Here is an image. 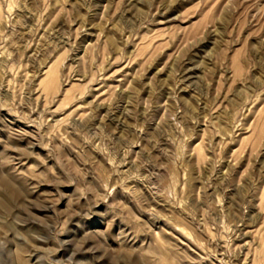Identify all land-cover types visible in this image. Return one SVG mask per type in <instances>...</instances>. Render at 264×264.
<instances>
[{"label": "rangeland", "instance_id": "1", "mask_svg": "<svg viewBox=\"0 0 264 264\" xmlns=\"http://www.w3.org/2000/svg\"><path fill=\"white\" fill-rule=\"evenodd\" d=\"M0 264H264V0H0Z\"/></svg>", "mask_w": 264, "mask_h": 264}]
</instances>
